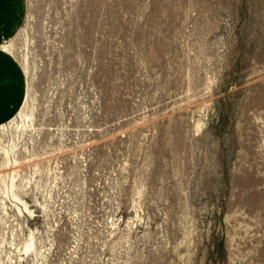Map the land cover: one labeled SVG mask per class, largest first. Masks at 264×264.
Listing matches in <instances>:
<instances>
[{
    "label": "rangeland",
    "instance_id": "obj_1",
    "mask_svg": "<svg viewBox=\"0 0 264 264\" xmlns=\"http://www.w3.org/2000/svg\"><path fill=\"white\" fill-rule=\"evenodd\" d=\"M6 49L0 264H264V0H26Z\"/></svg>",
    "mask_w": 264,
    "mask_h": 264
},
{
    "label": "crops",
    "instance_id": "obj_2",
    "mask_svg": "<svg viewBox=\"0 0 264 264\" xmlns=\"http://www.w3.org/2000/svg\"><path fill=\"white\" fill-rule=\"evenodd\" d=\"M26 13V0H0V127L9 123L24 105L25 71L6 44L19 32Z\"/></svg>",
    "mask_w": 264,
    "mask_h": 264
}]
</instances>
